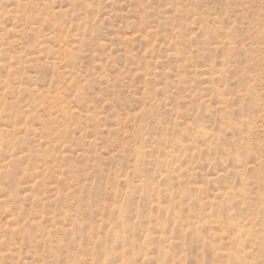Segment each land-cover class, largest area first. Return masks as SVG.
I'll return each mask as SVG.
<instances>
[{
  "label": "rangeland",
  "instance_id": "374dc122",
  "mask_svg": "<svg viewBox=\"0 0 264 264\" xmlns=\"http://www.w3.org/2000/svg\"><path fill=\"white\" fill-rule=\"evenodd\" d=\"M0 264H264V0H0Z\"/></svg>",
  "mask_w": 264,
  "mask_h": 264
}]
</instances>
